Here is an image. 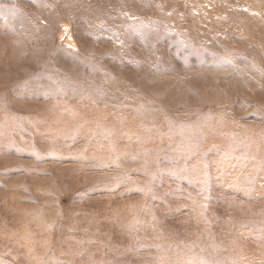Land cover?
<instances>
[{
  "label": "rangeland",
  "instance_id": "rangeland-1",
  "mask_svg": "<svg viewBox=\"0 0 264 264\" xmlns=\"http://www.w3.org/2000/svg\"><path fill=\"white\" fill-rule=\"evenodd\" d=\"M0 264H264V0H0Z\"/></svg>",
  "mask_w": 264,
  "mask_h": 264
}]
</instances>
